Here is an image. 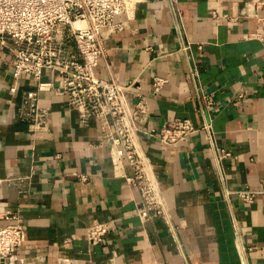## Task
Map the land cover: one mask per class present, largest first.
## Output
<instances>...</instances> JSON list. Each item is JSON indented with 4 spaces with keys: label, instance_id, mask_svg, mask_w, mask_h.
<instances>
[{
    "label": "crops",
    "instance_id": "0c3cea01",
    "mask_svg": "<svg viewBox=\"0 0 264 264\" xmlns=\"http://www.w3.org/2000/svg\"><path fill=\"white\" fill-rule=\"evenodd\" d=\"M257 1L177 0L174 9L168 0H138L130 15L115 17L120 30L103 32L96 74L132 82L124 91L131 109L136 91L146 100L138 140L165 214L145 222L135 214L137 191L112 168L101 120L81 122L65 94L42 90L46 130L33 135L21 92L34 88V79L24 76L12 94V55L0 48V214L17 213L25 231L0 264H264V3L255 9ZM215 9L234 19L215 20ZM181 35L187 51L179 49ZM188 59L212 99L215 142L230 151L223 178L204 132L174 145L144 132L174 117L201 123ZM155 75L167 79L158 91ZM42 80L57 85L51 72ZM244 185L260 190L252 202L225 195ZM96 222H108L109 230L92 243L87 229Z\"/></svg>",
    "mask_w": 264,
    "mask_h": 264
},
{
    "label": "built area",
    "instance_id": "2783aa9c",
    "mask_svg": "<svg viewBox=\"0 0 264 264\" xmlns=\"http://www.w3.org/2000/svg\"><path fill=\"white\" fill-rule=\"evenodd\" d=\"M138 0H0V48L11 52L10 72L14 81L9 90L15 94L24 76L34 79L35 87L23 89L21 106L23 115L29 121L33 135L46 130V108L38 102L39 92L54 89L67 96V106L75 110L86 122L90 116L98 117L110 144L112 168L120 169L127 187L135 189L138 200L135 214L145 222L152 216L165 214V200L159 183L154 176L145 152L139 146V114L146 110L144 96L136 91L134 108L131 109L124 91L132 84H121L112 77L102 78L95 72L99 57L104 52L103 32H114L123 27L115 21L121 13L130 15ZM177 9V0H168ZM264 3L258 0L257 9ZM212 16L219 21L234 19L228 13L216 9ZM76 22H78L76 24ZM252 36L259 37L255 31ZM179 49L187 51L190 42L180 36ZM201 48V44L197 45ZM189 74L196 86V110L201 123L195 125L187 117L166 120L158 128H148L145 133L162 144L174 145L191 134L202 131L207 135L214 161L223 178L222 161L230 155L225 147L216 144L212 117L208 107L212 99L205 96L198 84V72L188 59ZM44 71L55 75L57 85L52 80H42ZM166 78L155 75L152 89L158 91ZM243 93L236 95L241 99ZM124 164L128 171L124 170ZM260 192L259 189L244 185L225 190L226 196H235L250 203ZM0 258H9L25 239L23 222L17 213L5 211L0 214ZM109 230L108 222H96L87 229V238L92 243L103 240Z\"/></svg>",
    "mask_w": 264,
    "mask_h": 264
},
{
    "label": "bare ground",
    "instance_id": "6f19581e",
    "mask_svg": "<svg viewBox=\"0 0 264 264\" xmlns=\"http://www.w3.org/2000/svg\"><path fill=\"white\" fill-rule=\"evenodd\" d=\"M78 22H76V24H77Z\"/></svg>",
    "mask_w": 264,
    "mask_h": 264
}]
</instances>
